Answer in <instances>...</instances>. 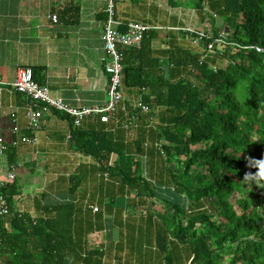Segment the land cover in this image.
<instances>
[{
  "label": "trees",
  "instance_id": "1",
  "mask_svg": "<svg viewBox=\"0 0 264 264\" xmlns=\"http://www.w3.org/2000/svg\"><path fill=\"white\" fill-rule=\"evenodd\" d=\"M187 1L193 9L205 10L204 0ZM220 2L225 35L218 66L206 59L199 63L206 43L219 35L214 16L207 13L212 38L199 46L187 41L197 54L169 45L159 31L162 26L140 21L134 22L151 26L141 43L119 48L124 87L143 89L141 103L151 108L139 116L155 119L156 108L173 115L152 144L153 156L163 158L165 178L159 190L142 174L137 156L119 147L110 133L73 128L71 134L75 148L96 161L105 180L127 187L128 196L151 201L148 218L152 220L154 213L160 221L156 227L162 228V235L153 238L159 264H174L173 250L189 251L184 264H264V184L245 177L257 171L256 161L250 158L264 159V0ZM167 4L179 8L185 0H167ZM121 25L119 30L125 31L127 24ZM165 44L167 57H154L153 50ZM186 67L199 85L184 75L171 79L166 72L181 73ZM136 145L140 151L137 141ZM4 154L8 169L15 168V148L4 146ZM69 184V193L79 187L75 178ZM21 188L16 175L0 185L7 208L0 215V264H69L82 246L73 229L74 203L47 205L43 215L32 216L15 206L13 198ZM145 204L138 201L131 209L142 212ZM135 215L131 217H141ZM98 251L92 249L94 254Z\"/></svg>",
  "mask_w": 264,
  "mask_h": 264
},
{
  "label": "crops",
  "instance_id": "2",
  "mask_svg": "<svg viewBox=\"0 0 264 264\" xmlns=\"http://www.w3.org/2000/svg\"><path fill=\"white\" fill-rule=\"evenodd\" d=\"M163 1L167 2L116 0L117 18L122 22L121 26H126L129 21L160 26L166 18L157 17L164 9ZM211 4V10L207 8L208 13H220L214 10L217 5L214 0ZM105 6L106 0H0V77L7 83L1 87L0 93V139L5 147H11L13 141L18 142L14 147V172L22 186L21 192L13 199L19 211L32 216L43 215L42 210L47 205L63 201L74 203L73 229L82 246L77 249L76 256L70 258L69 264H99L94 255L105 258V264H121L116 261L121 250L115 247L112 251L113 247L108 245L112 239V226L122 218L129 219V211L136 203L130 201L127 187L110 178L105 180L96 161L75 148L71 137L73 126L68 117L59 113L44 115L41 128L35 134L37 143H25L23 139L31 134L26 129L23 109L32 102L14 91L9 83L15 80L19 67L29 66L35 82L45 85L50 96L63 98L75 107L103 104L108 87V76L102 63L101 32ZM52 14L57 16L55 23L49 18ZM202 14L199 13L200 16ZM189 19L192 20L191 15ZM166 49L167 44L153 50V56L166 58ZM166 72L171 79L184 75V71L179 73L166 69ZM143 91L139 88L125 89V107L130 115L137 114L132 105ZM158 109L162 108L153 111L156 113ZM13 112L14 117L11 116ZM154 118L157 121L158 116ZM126 119L119 111L117 122L100 123L89 119L78 129L105 130L119 147L136 155L142 162L148 154L155 153L152 144L158 138V130L147 127V118L141 115L136 120L138 127H130L126 131L123 127ZM129 125L133 124L129 122ZM145 142L148 144L146 147ZM7 170L6 156L0 155V184ZM72 178L79 187L74 193H69ZM100 198L105 202L102 209L96 205V199ZM92 207H97L98 211L94 212ZM150 208L145 204L141 217ZM90 224L93 226L88 230ZM118 233L120 236L121 229ZM103 236L106 240L101 241ZM92 249L100 250V254H94Z\"/></svg>",
  "mask_w": 264,
  "mask_h": 264
},
{
  "label": "built area",
  "instance_id": "3",
  "mask_svg": "<svg viewBox=\"0 0 264 264\" xmlns=\"http://www.w3.org/2000/svg\"><path fill=\"white\" fill-rule=\"evenodd\" d=\"M104 12L106 13V19L102 25V41L104 56L102 57L103 69L108 76L107 98L101 105L95 106H82L75 107L67 103L63 98L50 96L49 90L46 86L37 84L32 77V68L29 66L19 67L16 73V78L12 83H9L14 91L20 92L26 98L31 100V104H27L23 110H25L24 117L27 121V128L31 136L25 137L23 140L27 144L35 145L37 139L35 134L41 128V119L44 115H52L53 113L63 114L68 117L72 123L73 128H81L82 124L86 120H94L100 123H108L109 120H116V115L119 111H122L126 116L124 122V129L129 130L130 127L137 128L136 122L140 114H148L151 108L147 104L141 103V96L138 97L132 107L137 114H131L125 107V87L123 85V64L122 54L119 48L121 46H134L137 47L142 40L143 33L149 30L151 26L143 23L129 21L125 31H120L121 25L120 19L115 15V3L114 0H106V6ZM49 18L55 23L57 22V16L52 14ZM185 33L184 39L191 43L192 46H199V44L205 40H210L212 34L209 31L198 29L190 24H187L181 28H173ZM225 33H220L217 37H214L212 41L206 43V48L203 50L202 57L199 59L201 64L206 57L215 53L216 46L223 43V36ZM7 83L0 77V93L1 87ZM15 113H12L14 117ZM117 122V120L115 121ZM131 122L133 125H129ZM156 122L154 119L149 118L147 127H154ZM18 142L13 141L12 146L17 147ZM147 145V142L144 144ZM155 146L157 144L155 143ZM4 154V143L0 139V155ZM107 177V175L105 174ZM15 178L14 166L10 165L6 173L4 181H12ZM97 210L96 207L93 208ZM7 208L5 207V200L0 196V215L5 214Z\"/></svg>",
  "mask_w": 264,
  "mask_h": 264
},
{
  "label": "rangeland",
  "instance_id": "4",
  "mask_svg": "<svg viewBox=\"0 0 264 264\" xmlns=\"http://www.w3.org/2000/svg\"><path fill=\"white\" fill-rule=\"evenodd\" d=\"M204 7H206L203 11H197L193 9L191 6H188L186 4H189V1L185 0V5H183L180 8H170L166 1H163V7L164 9H161L158 13L157 17L158 19H161L163 16H165V20L160 24L162 26V31L164 32L163 36L165 37L166 41L170 45H178L180 47L185 48L192 54H197L196 51H194V47L190 45L185 39L184 36H182V32L175 30L173 28L176 27H183L187 24H192L196 26V28H200L203 30H208L212 34L213 30L207 28L205 25L210 20V17L208 19L206 18V13H208V10H211V1L212 0H204ZM214 3L216 5L215 11H220V0H214ZM203 13L202 16L199 15V13ZM220 14V15H219ZM191 15L192 20L189 19V16ZM212 15V14H210ZM215 18V28L217 29L218 33H224L223 28V22L221 21V13H216L213 15ZM217 24V26H216ZM173 27V28H171ZM171 28V29H170ZM221 48V45H218L216 48V53L211 54L210 56L206 57L207 62L212 66H218L222 63L223 57L222 55H219L218 49ZM189 67H186L184 70V78L189 80L191 83L195 85H199L198 81H196L191 75H190ZM24 111V110H23ZM158 116L157 121L155 120L156 124L154 127L158 128V131L161 130L163 127H165L164 123L170 124L173 118L172 114H169L164 109L158 110L156 114ZM148 145V144H147ZM146 145V146H147ZM145 146V147H146ZM163 158L159 156L157 158L155 155L153 156L148 154V158H144L141 162V165L143 166V169L145 171L142 172L144 177L148 179L147 181L150 182V184L153 187H157L158 190L161 188V185L164 183V167H163ZM123 187V185H122ZM123 196L126 197V195L123 194ZM130 198V201H134L137 203L138 201L146 202V205H149L151 207V201L147 198L138 199L134 198L132 196H128ZM103 198L96 199V205L100 207L101 209L105 207V202H103ZM201 205L206 208V205L203 201H201ZM207 209V208H206ZM149 210H146V215ZM141 212L139 210H135L129 212L130 215L137 216ZM153 214V215H152ZM144 215L143 220L137 219V217L132 218L131 216L128 217L129 219L122 218L121 222L114 224L112 226V235H111V243L110 245L112 248V251H114L115 247H117V250H121V254H119L116 257L117 262H121V264H159V253L155 251L154 246V235L156 233H159L162 235V228L156 227L159 224L160 221L157 217H155L154 213H151L152 220L150 217L148 218V215ZM131 224V225H129ZM89 229L92 228V224L88 225ZM121 227V228H120ZM121 229V235L119 236L118 230ZM102 240H106L104 236L102 237ZM98 246H100L99 243H97ZM94 247V246H93ZM159 250V249H158ZM170 250V249H169ZM168 251V250H167ZM162 253V252H160ZM167 253V252H166ZM169 253V252H168ZM170 254V253H169ZM189 254V251L187 253V250H184L182 254L176 250H173L172 252V258L174 261V264H184L186 256ZM112 256V255H111ZM94 258H97L99 261V264H105V258H103L100 255H94ZM162 264H164L162 262Z\"/></svg>",
  "mask_w": 264,
  "mask_h": 264
},
{
  "label": "clouds",
  "instance_id": "5",
  "mask_svg": "<svg viewBox=\"0 0 264 264\" xmlns=\"http://www.w3.org/2000/svg\"><path fill=\"white\" fill-rule=\"evenodd\" d=\"M250 159L256 161L257 171L255 173L248 172L245 177L254 181L257 185L264 184V159Z\"/></svg>",
  "mask_w": 264,
  "mask_h": 264
}]
</instances>
